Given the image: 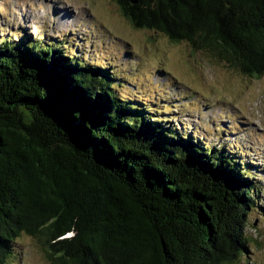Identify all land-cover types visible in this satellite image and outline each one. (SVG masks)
Returning <instances> with one entry per match:
<instances>
[{
	"label": "trees",
	"instance_id": "trees-1",
	"mask_svg": "<svg viewBox=\"0 0 264 264\" xmlns=\"http://www.w3.org/2000/svg\"><path fill=\"white\" fill-rule=\"evenodd\" d=\"M111 1L134 28L264 74V0ZM10 37L0 38V264L19 258L20 234L38 238L50 264H236L248 254L260 190L246 167L256 164L152 119L116 93L106 66L67 45ZM27 121L30 135L19 129Z\"/></svg>",
	"mask_w": 264,
	"mask_h": 264
},
{
	"label": "rangeland",
	"instance_id": "rangeland-1",
	"mask_svg": "<svg viewBox=\"0 0 264 264\" xmlns=\"http://www.w3.org/2000/svg\"><path fill=\"white\" fill-rule=\"evenodd\" d=\"M46 2L51 3L0 0V38L25 33L63 43L75 58L106 66L116 93L148 105L152 119H171L180 130L207 143H223L242 161L256 164L246 167L255 172L260 190L244 229L248 254L236 264H264V219L257 218L264 205V74L247 76L187 41L172 42L160 32L134 28L111 0H59L73 20L78 10L82 14L65 28L43 15ZM17 242L20 256L13 264H50L38 238L20 234Z\"/></svg>",
	"mask_w": 264,
	"mask_h": 264
},
{
	"label": "bare ground",
	"instance_id": "bare-ground-1",
	"mask_svg": "<svg viewBox=\"0 0 264 264\" xmlns=\"http://www.w3.org/2000/svg\"><path fill=\"white\" fill-rule=\"evenodd\" d=\"M50 1H51V3L46 2V4H41L42 13H43V15L45 14L48 17V19L54 18L56 21V25L58 27L65 28L66 25L77 21L78 18L80 20L82 19L81 18L82 14L79 10H78L76 19L74 18V20H73V18L71 17L72 14L69 12V10H65L60 4H58L59 0H50ZM27 11H26V13H27ZM33 19H34V17L32 16V20Z\"/></svg>",
	"mask_w": 264,
	"mask_h": 264
},
{
	"label": "water",
	"instance_id": "water-1",
	"mask_svg": "<svg viewBox=\"0 0 264 264\" xmlns=\"http://www.w3.org/2000/svg\"><path fill=\"white\" fill-rule=\"evenodd\" d=\"M19 112V111H18ZM30 122L31 121H27V122H25L23 125H21L20 127H19V129H20V131H22V132H24L25 134H28V135H30L31 134V131H30V129H29V124H30ZM86 164H88L89 165V163H86ZM101 165V164H100ZM102 166V168L103 169H107L105 166H103V165H101ZM89 172V171H88ZM89 174H92V172L91 173H89ZM116 177V176H115ZM117 179H114V178H112V182H111V184L112 185H119L120 187H124V188H126V186L124 185V184H126L122 179H120V178H118V177H116ZM124 184H123V183Z\"/></svg>",
	"mask_w": 264,
	"mask_h": 264
}]
</instances>
